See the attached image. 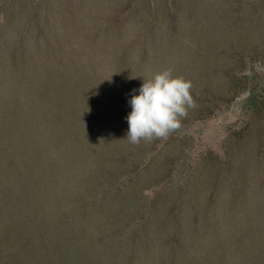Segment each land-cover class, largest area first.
<instances>
[{
	"label": "rangeland",
	"instance_id": "1",
	"mask_svg": "<svg viewBox=\"0 0 264 264\" xmlns=\"http://www.w3.org/2000/svg\"><path fill=\"white\" fill-rule=\"evenodd\" d=\"M61 52L71 71L99 69L128 112L154 74L190 81L195 106L180 128L136 144V158L154 144L137 177L141 202L160 216L176 209L171 219L188 227L210 208L215 233L232 206L236 220L264 227V0H0V80L15 60L18 76L38 81Z\"/></svg>",
	"mask_w": 264,
	"mask_h": 264
},
{
	"label": "trees",
	"instance_id": "2",
	"mask_svg": "<svg viewBox=\"0 0 264 264\" xmlns=\"http://www.w3.org/2000/svg\"><path fill=\"white\" fill-rule=\"evenodd\" d=\"M57 55L38 81L15 60L0 80V264H257L264 227L236 207L215 233L210 208L188 227L141 202L153 142L136 158L111 83Z\"/></svg>",
	"mask_w": 264,
	"mask_h": 264
},
{
	"label": "clouds",
	"instance_id": "3",
	"mask_svg": "<svg viewBox=\"0 0 264 264\" xmlns=\"http://www.w3.org/2000/svg\"><path fill=\"white\" fill-rule=\"evenodd\" d=\"M191 87L190 81L173 76L170 69L144 80L139 95H133L130 100L127 140L136 145L141 140L167 139L180 128L181 118L186 117L188 108L195 106Z\"/></svg>",
	"mask_w": 264,
	"mask_h": 264
}]
</instances>
